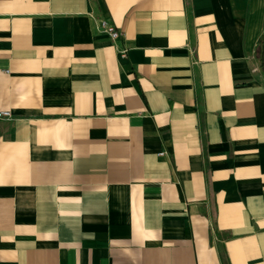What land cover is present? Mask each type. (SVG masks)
Instances as JSON below:
<instances>
[{"label": "crops", "instance_id": "1", "mask_svg": "<svg viewBox=\"0 0 264 264\" xmlns=\"http://www.w3.org/2000/svg\"><path fill=\"white\" fill-rule=\"evenodd\" d=\"M263 61L264 0H0V264H264Z\"/></svg>", "mask_w": 264, "mask_h": 264}, {"label": "built area", "instance_id": "2", "mask_svg": "<svg viewBox=\"0 0 264 264\" xmlns=\"http://www.w3.org/2000/svg\"><path fill=\"white\" fill-rule=\"evenodd\" d=\"M96 28L98 31L106 33L112 40L118 38L122 34L120 28H118L113 22L109 21L106 18L99 19L97 21ZM121 52L124 53L125 50H122ZM9 116V110H0V118ZM163 152L164 151H161L160 153L162 154Z\"/></svg>", "mask_w": 264, "mask_h": 264}, {"label": "trees", "instance_id": "3", "mask_svg": "<svg viewBox=\"0 0 264 264\" xmlns=\"http://www.w3.org/2000/svg\"><path fill=\"white\" fill-rule=\"evenodd\" d=\"M223 264H229L227 260H223Z\"/></svg>", "mask_w": 264, "mask_h": 264}, {"label": "rangeland", "instance_id": "4", "mask_svg": "<svg viewBox=\"0 0 264 264\" xmlns=\"http://www.w3.org/2000/svg\"><path fill=\"white\" fill-rule=\"evenodd\" d=\"M259 56H260V54H259ZM263 59V58H262ZM264 62V61H263ZM262 65H263V63H262Z\"/></svg>", "mask_w": 264, "mask_h": 264}]
</instances>
